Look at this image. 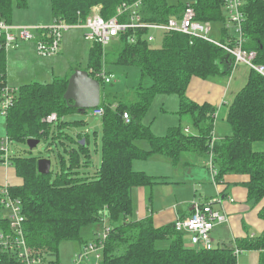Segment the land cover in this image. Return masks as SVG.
I'll list each match as a JSON object with an SVG mask.
<instances>
[{
	"label": "trees",
	"instance_id": "trees-1",
	"mask_svg": "<svg viewBox=\"0 0 264 264\" xmlns=\"http://www.w3.org/2000/svg\"><path fill=\"white\" fill-rule=\"evenodd\" d=\"M138 1L51 0L50 13L53 21L79 25L87 21L96 6L102 7L101 15L108 20L117 15L120 6ZM223 1L196 0L192 7L197 20L223 23L226 20ZM142 3V20L149 24L166 23L187 8L179 1L173 4L169 0H143ZM28 6L29 0H0V18L12 24L14 9L25 10ZM244 14V49L256 54V64L264 65V0H246ZM38 34L42 40H48L47 32ZM148 34L146 30L130 31L117 42L121 50L113 65L127 82L137 72L138 82L134 86L137 101L101 100L98 107L104 110L101 164L91 177L82 173L83 167L90 163L89 133L75 138L66 132L71 126H83L85 121L68 122L66 118L92 110L79 111L72 107L73 102L67 103L64 96L69 78L23 85L14 94L5 115L9 140L18 144L39 140L51 147L63 146L67 154H59L60 168L49 175L39 173L40 158L14 156L11 160L19 183L9 186L8 190L13 199L20 201L24 217L21 228L27 245L34 254L59 264L63 243L78 242L83 247L98 243V228L108 223L110 232L98 253V264H239V255L252 251L259 253V264H264V232L258 237L237 239L233 247L197 250L188 246L176 223L156 228L152 217L132 220L133 190L152 188L159 182L146 173L136 172L134 162L160 155L177 166L188 154L203 160L207 167L212 160L211 172L216 183L224 182L226 176H247L248 181L242 186L247 190L248 201L261 205L259 216L264 220V151L255 149L256 144L264 143V77L251 70L246 86L235 96L228 112L227 122L232 133L216 140L217 108L190 100L187 92L194 77L202 80L230 77L237 65L235 58L215 44L181 34L165 35L162 47L155 49L146 39ZM135 35L138 42L132 44L129 38ZM221 41H226L225 34ZM4 43L5 39L0 37V93L8 87ZM104 50L101 44H92L83 69L100 82L102 91L117 81L108 71V53ZM101 72L113 77L109 84L104 77L97 76ZM162 95L177 96L179 109L175 114L179 122L164 136H158L144 120L155 99ZM53 114L57 115V121L50 123L47 119ZM186 116L191 119L194 133L187 132L183 125ZM140 141H146L149 149L140 148ZM3 188L0 186V209ZM214 203H209L211 208L227 217L223 210L214 208ZM87 228H92L89 234L95 231L93 241L83 236ZM0 233H12L7 218L0 217ZM158 242L168 246L158 248ZM12 261L9 254H0V264H12Z\"/></svg>",
	"mask_w": 264,
	"mask_h": 264
},
{
	"label": "built area",
	"instance_id": "built-area-1",
	"mask_svg": "<svg viewBox=\"0 0 264 264\" xmlns=\"http://www.w3.org/2000/svg\"><path fill=\"white\" fill-rule=\"evenodd\" d=\"M143 0H139L134 4H124L118 8V13L111 19H105L101 15V6H96L92 9L90 16L84 24L68 25L63 21H53L48 26H25L7 23L0 18V37L5 39V49L18 47L22 42L34 40L36 37L33 34L36 32H47L48 40L44 41L37 37V54L42 58H52L61 52L62 42L65 32L73 28H82L86 30L85 40L90 44L99 43L106 50V47L112 43H117L123 36H127L130 31H149L146 39L152 44L155 42V37L151 36V32H161L167 34H181L192 38H201L209 43L215 44L226 52L231 54L236 64H245L250 70H255L264 77V65L255 63L256 54L244 49L243 25L246 19L244 7L246 0H224L223 10L226 20L221 23V28H216V23L201 22L197 20L196 12L192 7V1L187 4V8L178 16L172 17L166 23H145L142 20L141 9ZM176 4L178 0H169ZM216 33L217 39L212 38L211 34ZM225 34L226 41L223 43L221 37ZM129 42L135 44L138 42V37L131 36ZM99 76L104 77L105 83L109 84L112 76L106 77L104 72L99 73ZM18 88H6L2 92V113L5 116ZM94 117H103L104 110L101 108L92 109L91 113ZM126 120H129L128 114L124 115ZM48 122L54 123L57 121V115L53 114L47 119ZM189 132V130H187ZM9 144H12L9 138L0 139V165H9L14 155L10 152ZM212 158V156H211ZM209 166L212 169V160L209 161ZM9 186L3 188L2 209L8 211L9 214L4 216L11 223V234L0 233V254H9L12 258V264H53L52 261L44 256H39L33 253L27 245L24 233L22 231V215L21 204L19 200L11 197L8 190ZM228 222L225 215L215 212L211 208V204L204 206L197 205L191 217L176 222L177 231L183 233L188 238L189 246L197 250H213L215 248L212 238V232L218 225ZM106 225V224H105ZM110 229L104 227L103 233L99 232L97 237L100 242L91 243L84 248L81 254L77 257V263L83 264L88 261L92 253L97 254V259L100 260L99 251L103 248V241L109 235Z\"/></svg>",
	"mask_w": 264,
	"mask_h": 264
},
{
	"label": "crops",
	"instance_id": "crops-1",
	"mask_svg": "<svg viewBox=\"0 0 264 264\" xmlns=\"http://www.w3.org/2000/svg\"><path fill=\"white\" fill-rule=\"evenodd\" d=\"M34 19H30L29 21L23 20L22 22L24 23L21 25L48 26L53 22L51 13L50 17L44 18L42 22L41 20L34 21ZM13 24L16 23L13 22ZM16 25L19 24L17 23ZM71 31L74 32L71 37L76 42L82 38L86 41L85 29L73 28L65 32V34ZM24 43L26 44V42ZM20 44L24 45L23 43ZM62 47L60 56L64 52ZM91 47L92 44L90 45V49ZM52 58L54 60V57ZM77 64L70 65V71H67L65 77L71 76L76 70H83L85 68L82 67V63L76 67ZM38 65H41V63ZM38 65L37 69H39ZM46 66L47 64L42 70L44 73H48V69L51 72L54 71V62L50 63L49 67ZM250 72V69L247 71L237 64L232 75L226 77L227 81L223 78L220 79L221 77L210 80H202L196 77L192 79L187 92L188 98L198 104L209 103L217 108L214 131V138L216 140L232 133L230 125L228 124L229 126L227 127L224 122L227 121L228 112L235 96L246 86ZM51 75L53 77V73ZM55 78L58 77H53L49 83L53 82ZM11 86L18 87L15 85ZM176 112L178 110L174 111V113ZM174 115L176 117L175 123L167 127V130L172 126H176L179 122L178 116ZM186 130H189V133H191L189 127ZM258 147H260V151H264V144ZM142 148L149 149V147ZM150 161L149 165L139 160L133 164L136 172L152 175L159 182L152 188L139 187L133 190L134 215L132 220L141 221L147 217H152L154 226L161 228L174 224L178 220L191 217L197 205H207L214 201V208L216 210H223L228 217L227 224L216 227L212 232L215 247H233L236 245L237 239L258 237L264 232V220L259 216L261 205L255 206L253 202H249L247 190L242 186L243 183L248 181L247 176H226L224 182L220 184L216 183L206 163L192 154L185 155L177 166H174L168 158L160 155L151 157ZM186 163L191 164L187 165ZM5 170L6 173L0 174V186L6 187L19 183V180L15 176V170L11 177L7 168ZM94 238L95 231L89 234L90 241H93ZM185 238L189 246L188 238ZM166 244L168 246V243ZM238 261L239 264H259V253L256 251L241 253Z\"/></svg>",
	"mask_w": 264,
	"mask_h": 264
},
{
	"label": "rangeland",
	"instance_id": "rangeland-1",
	"mask_svg": "<svg viewBox=\"0 0 264 264\" xmlns=\"http://www.w3.org/2000/svg\"><path fill=\"white\" fill-rule=\"evenodd\" d=\"M179 3L189 4L190 0H178ZM50 9H51V0H29V6L25 10L18 9L17 7L14 9L13 14V22L18 23L19 25L23 24V20L29 21L30 19H34V21L41 20V22L46 17H50ZM104 18V17H103ZM28 23V22H26ZM223 24L217 23L216 28H221ZM85 32V31H84ZM35 39L26 42H22L24 45L20 44L18 47L9 48L7 50V60H8V85L7 88H16L11 85L21 87L25 84L31 83H49L53 77H65L67 75V71L69 72L70 65L77 64L76 67L82 63V67H86L88 53L90 49L89 42L84 41L82 38L80 41L76 42L73 37H71L74 32H68L64 35L63 38V54L59 57L54 56L50 59L40 58L37 54V37L38 32L34 31ZM151 36L155 37V42L152 43V47L155 49H160L163 45L164 34L161 32H151ZM212 38H217L216 33L211 34ZM22 45V46H21ZM121 50V45L118 43H112L111 45L106 47L104 53H108V71L113 73L117 77V81L112 84L106 85L104 90L102 91V100L110 101L112 103L116 102H127L134 103L137 101L135 94V84L138 82V74L136 71L135 74L132 75L131 79L128 82L124 79V74L119 72L116 67L113 65L118 52ZM54 62V71L47 70L50 73V77L48 73H44L42 70L44 66L49 67L50 63ZM41 65H38L40 64ZM37 65L38 68L37 69ZM241 68L245 70H249V67L245 64H239ZM53 73V77L51 75ZM73 75V74H72ZM71 75V76H72ZM71 76H68L70 79ZM131 76V75H130ZM226 79V77H221L220 79ZM227 81V79H226ZM0 139H7L6 135V124H5V116L2 113V93H0ZM179 108V100L177 96H158L154 104L146 116L144 123L150 124L152 126V130L157 135H165L167 133V127L174 125L175 113ZM66 121H85V124L81 127L71 126L66 132L68 135H73L75 138L78 137L79 134L86 135L89 133V149H90V163L88 167H83L82 173L83 176L91 177L96 172L101 164V137H102V118L101 117H93L90 113L83 114L77 113L75 115L68 116ZM224 124L228 127L229 123L227 121ZM184 127L190 128L191 133L195 131L192 128L191 119L186 116L183 122ZM230 127V126H229ZM12 143V142H11ZM264 143H258L255 145V149L260 151V147ZM139 146L149 147V144L146 141H140ZM10 152L14 156L20 157H37L40 159H49L52 161V170L58 172L57 170L60 168V157L59 154L67 156L65 153V147L63 146H50L48 143L41 142V144L34 150H31L27 144H18L12 143L9 144ZM151 159V158H150ZM150 159L148 160H139L146 165H149ZM173 167V165H172ZM5 168H7L8 173L11 177L14 172V165L12 162L9 165H0V174L6 173ZM208 168L211 171L210 166ZM147 174V173H146ZM149 175V174H147ZM153 177L152 175H149ZM212 176V175H211ZM9 212L3 209H0V217H4L8 215ZM105 226H108L106 223ZM92 228L85 229L83 236L84 238H88V230ZM104 228H98V232L103 233ZM88 232V233H87ZM166 243L158 242L157 247L163 248L166 247ZM82 244L78 242H65L60 246L59 250V264H78L77 257L84 250ZM99 260L97 259V254L92 253L89 257L88 261L83 262V264H98Z\"/></svg>",
	"mask_w": 264,
	"mask_h": 264
},
{
	"label": "water",
	"instance_id": "water-1",
	"mask_svg": "<svg viewBox=\"0 0 264 264\" xmlns=\"http://www.w3.org/2000/svg\"><path fill=\"white\" fill-rule=\"evenodd\" d=\"M192 4L196 0H191ZM102 89L98 80L92 78L86 70H76L69 79V85L65 93V100L68 104L73 102L72 107L79 111L96 109L101 104ZM41 141L30 139L27 145L31 150L36 149ZM85 142L82 141V145ZM38 171L42 175H49L52 171V161L40 159L38 161Z\"/></svg>",
	"mask_w": 264,
	"mask_h": 264
}]
</instances>
